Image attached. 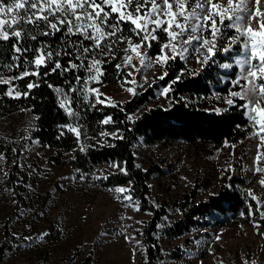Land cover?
<instances>
[{
  "label": "rangeland",
  "instance_id": "374dc122",
  "mask_svg": "<svg viewBox=\"0 0 264 264\" xmlns=\"http://www.w3.org/2000/svg\"><path fill=\"white\" fill-rule=\"evenodd\" d=\"M239 54L237 46L231 53L218 54L214 62L224 72L231 68L224 69L222 64H233L237 78L240 69L235 59ZM185 55L188 56L187 66H199L194 54ZM119 63L123 67L122 60ZM133 63L139 67L137 60ZM142 71L149 77L153 95L135 113L155 104L166 106L169 102L160 96L165 85L154 80V74H161L159 66ZM127 79L131 81L132 77ZM136 79L143 83L140 76ZM122 82L112 79L94 87L111 101L130 97L131 94L124 90L126 87L142 90L132 83L122 87ZM223 98L214 102L210 109L226 108ZM33 118L32 111L25 106L13 110L9 116L0 117V140L10 146L8 154L0 150L6 157L0 161V242L4 238L3 225L17 241L5 250L0 264H81L87 254L91 255V264H144L145 251L141 242L137 244L140 241L137 232L150 213L141 208L137 211L135 199L124 200L122 195L131 196L128 192L114 191L117 187L128 188V183L113 187L100 185L94 177L102 173L103 167H108L105 165H99L90 174L79 173L67 162L73 153L71 150L61 152L62 159L55 160L52 147L36 139H27ZM250 134L234 143L235 148L232 144H221L212 152L184 140L165 144L136 143V163L142 167L157 165L148 178L149 193L155 203L166 208L165 219L179 216L178 203L185 194L194 192L191 201H200L223 184L244 191L246 195L252 190L253 195L264 202V187L259 183L264 173L253 170L259 141L249 139ZM20 140L19 151L15 153ZM260 151L264 152V148ZM260 166L264 167V158ZM230 177L237 178L235 184ZM261 210L264 211V207ZM258 216V213L250 216L248 212L245 216L214 210L202 214L203 222L184 233L159 234L162 250L176 252L173 258L166 259L167 263L219 264L222 261L223 264H242L244 258L264 261V235L258 234L253 226V220L258 221L261 224L259 233H264V223L253 218ZM126 236L134 239L128 240Z\"/></svg>",
  "mask_w": 264,
  "mask_h": 264
},
{
  "label": "snow or ice",
  "instance_id": "6c2138e0",
  "mask_svg": "<svg viewBox=\"0 0 264 264\" xmlns=\"http://www.w3.org/2000/svg\"><path fill=\"white\" fill-rule=\"evenodd\" d=\"M229 30L233 35H227ZM58 33L62 39L59 50L53 49L46 40L39 39L41 36L55 37ZM158 33L164 35L163 41ZM7 42H12L13 56L10 59L13 62L6 67L9 73L16 71L17 74L7 75L2 70L5 66H0V85L7 86L3 95L13 99L27 98L39 84L28 82L26 90L21 91L14 82L27 77L38 78L42 69L45 70L44 77L58 71L61 75L75 73L74 82L68 81L67 92L56 89L61 94L59 107L74 120H78L79 114L71 107L72 93L82 91L84 100L93 108L97 103L111 100L107 96L101 100L100 97L105 94L99 88L88 85L89 82L102 83L100 78L105 74L103 66L117 59L118 51L123 53L120 57L123 67L132 69L124 72L121 63L115 65L118 73L124 77L122 87L128 83L135 84L138 89H144L145 85L151 87L149 77L143 75V69L158 65L161 74H154V80L163 81L169 76L170 62L178 58L185 61V67L160 90V96L169 100L173 86L181 81L185 73L196 75L210 61L214 62L218 54L231 53L239 46L240 54L235 64L240 71L237 78L231 81L228 96L223 99L229 107L239 106L245 110L253 129L248 138L259 141L253 170L254 173H264V167L260 166L264 158V152L260 151L264 148V0H0V43ZM28 42H36V46ZM153 42L160 44L154 57L149 55ZM30 52L31 59L27 56ZM186 53L195 55L199 69L187 68ZM61 56L68 57L66 65L61 63ZM134 59L139 67L133 63ZM221 67L230 69L233 64L224 63ZM81 70L86 73L85 76L79 74ZM137 76L141 77L143 83L137 81ZM128 77H132V80L129 81ZM73 83L81 87H75ZM49 87L54 86L49 84ZM124 90L137 95L133 87ZM93 96L96 103H92ZM217 98H220L218 94ZM237 101L242 103L237 105ZM110 122L115 123L111 116L101 121L105 125ZM61 129L60 136L65 134L63 129H67L75 134L78 142L82 135H86L79 123L62 125ZM118 131L102 132L101 135L122 139ZM225 146H228L227 141ZM86 147L80 144L81 151ZM231 147L235 148V144ZM5 159L4 154L0 153V161ZM112 167L127 174V169L119 163L113 162ZM94 178L101 179L99 176ZM103 179H107V176ZM259 183L264 187V178ZM114 191L124 194L130 189L117 187ZM248 195L257 205L254 210L249 205V215L258 213L260 220H264V211L261 210L264 202L253 195L252 190H248ZM122 198L128 201L133 199L129 195H122ZM136 210H140L138 204ZM253 226L258 234L264 235L259 233L261 224L258 221L253 220ZM242 264H264V261L244 258Z\"/></svg>",
  "mask_w": 264,
  "mask_h": 264
},
{
  "label": "trees",
  "instance_id": "16d2710c",
  "mask_svg": "<svg viewBox=\"0 0 264 264\" xmlns=\"http://www.w3.org/2000/svg\"><path fill=\"white\" fill-rule=\"evenodd\" d=\"M127 25L125 28L127 29ZM231 34L230 30L227 33ZM161 41L165 39L162 33H158ZM40 40H46L51 44L53 49L59 50L62 46L61 34L55 37H39ZM75 39V37H74ZM36 46V42H28ZM87 43V42H86ZM12 42L0 43V66H5L13 61L11 51ZM160 49V44L152 43L149 55H156ZM123 55L117 52V59L110 60L103 66L104 76L101 81L124 79L122 73H118L115 65L120 62ZM31 59L32 53L27 54ZM61 63H67L68 57L61 56ZM24 67H27L25 65ZM51 67V65H49ZM185 67L183 60L179 58L169 64V76L160 81L166 85L173 79L177 73ZM199 69L200 65L196 68ZM123 69V67H122ZM23 70V69H21ZM44 69L41 70V76L27 77L24 80L15 81L19 90H26L28 82H36L39 87L34 88L27 98L13 99L4 96L7 90L6 85H0V117L9 116L13 110L22 107H28L32 111L34 118L27 131V139H36L43 142L54 150L53 157L60 161L61 152L71 150L73 153L67 160L72 167H75L81 174H90L99 165H105L101 179H96L100 185L113 187L116 184H127L130 191L128 193L137 201L139 208L148 210L150 215L143 219V223L137 232L140 242L145 251L144 264H169L166 259L173 258L176 252H167L162 250L159 242V234L172 236L181 234L189 230L193 225L200 224L202 214L220 211L224 214L244 213L248 216L249 205L253 210L256 204L253 199L235 187L223 184L216 192L208 194L200 201H191L194 192L184 195L180 202L179 216L172 220L164 217L166 208L159 203H155L149 193L148 178L153 173L157 165L153 167H142L136 163L134 145L138 142L146 144L169 143L174 140H184L192 145H200L208 152H212L216 146L225 144H234L246 137L252 130L248 117L245 115L243 108L229 107L219 111L210 109L214 102L220 101L223 96L232 88L231 81L236 78L235 68L228 71H222L217 62L210 61L203 70L196 75L185 73L180 82L173 86V91L169 93L171 99L166 106L155 104L139 113H135L142 103H145L153 95L152 87H146L137 91V95H131L122 101H106L97 103L96 106L90 107L88 101L84 100L83 92L72 93L73 103L71 107L78 111L79 118L74 120L67 115L64 109L59 107L61 94L57 88L67 92L69 88L68 81L75 79V73H65L61 75L59 71L47 77L43 76ZM124 72L125 69H123ZM7 75H15L16 71ZM85 76L82 70L79 73ZM49 84L54 87H49ZM83 84V82H81ZM95 82H89L88 87H94ZM81 87V85H75ZM219 95V99L217 98ZM101 100L105 96L100 97ZM92 103H96L94 96ZM242 103L237 101V105ZM117 105V106H112ZM123 109V110H121ZM111 116L115 123L110 122L105 125L101 121ZM131 116L132 119H128ZM69 123H79L82 125V135L78 142L74 133L63 129L64 135L60 136L61 126ZM239 125V127H237ZM118 131L122 139H116L111 136H102L101 133H111ZM0 150L8 154L10 146L1 142ZM20 140L15 147V153L19 151ZM80 144L87 147L84 151L80 150ZM10 158V157H9ZM113 162L121 164L127 169V174L120 172L112 167ZM139 166V167H137ZM107 176V179L103 177ZM233 184L237 178H229ZM235 179V180H234ZM259 219L260 217H253ZM264 223V220H261ZM4 227V238L0 242V260L6 249L14 246L16 238L9 233L8 227ZM81 264H91V255L87 254Z\"/></svg>",
  "mask_w": 264,
  "mask_h": 264
}]
</instances>
